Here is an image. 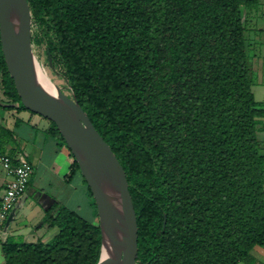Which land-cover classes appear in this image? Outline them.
Masks as SVG:
<instances>
[{"label":"trees","instance_id":"16d2710c","mask_svg":"<svg viewBox=\"0 0 264 264\" xmlns=\"http://www.w3.org/2000/svg\"><path fill=\"white\" fill-rule=\"evenodd\" d=\"M28 3L49 31L48 64L126 172L136 264H250L254 247L264 248V141L257 137L264 102L252 91L246 36L247 11L259 0ZM0 84L1 108L29 111L1 41ZM15 141L0 125L1 156L15 159L6 153ZM70 169L68 179L81 173L74 156ZM40 224L54 236L8 238L0 264H97L99 223L56 201Z\"/></svg>","mask_w":264,"mask_h":264},{"label":"water","instance_id":"95a60500","mask_svg":"<svg viewBox=\"0 0 264 264\" xmlns=\"http://www.w3.org/2000/svg\"><path fill=\"white\" fill-rule=\"evenodd\" d=\"M30 24L28 0H0L1 47L17 93L26 109L56 124L91 189L101 230L97 264H136L138 225L126 172L75 96L44 87Z\"/></svg>","mask_w":264,"mask_h":264},{"label":"crops","instance_id":"0c3cea01","mask_svg":"<svg viewBox=\"0 0 264 264\" xmlns=\"http://www.w3.org/2000/svg\"><path fill=\"white\" fill-rule=\"evenodd\" d=\"M259 4L247 11V19L251 23L250 30L254 39L252 44L256 50L260 51L253 54L250 64L252 71L256 74L258 83L263 84L264 13L259 11ZM29 112L27 110L0 109V125L13 131L16 139L13 148H8L6 153L9 152L15 157L28 160L34 169L37 168L41 171V178L35 183L37 189L34 192L32 191V196L29 195L24 200L19 201L3 225L0 236V263L3 262L1 246L8 238L18 236L26 241L33 242L51 232L45 225L42 226L40 222L45 210L59 200L55 199L52 194H45L47 191L42 186L43 179L45 181L47 177L51 176L54 177V181H57V183L69 184L67 176L71 172L70 166L73 162L71 149L62 144V141L54 135L51 130L50 120L45 117L44 119L43 116L36 113ZM42 177L44 178L42 179ZM8 181L9 177L0 160V199ZM32 181L33 175L29 184ZM46 183L50 186L52 182L48 180ZM251 256L255 262L254 264H264V249L262 247H254L251 251Z\"/></svg>","mask_w":264,"mask_h":264},{"label":"rangeland","instance_id":"374dc122","mask_svg":"<svg viewBox=\"0 0 264 264\" xmlns=\"http://www.w3.org/2000/svg\"><path fill=\"white\" fill-rule=\"evenodd\" d=\"M258 9L260 12L264 13V0H260ZM250 25L251 23L247 21L246 36L249 40L248 53L250 55L249 57L251 63L253 54L256 53L257 51L258 52L260 51L256 50L255 46L252 44L253 43L252 41H254V39L252 36L253 34L250 30ZM46 32L47 33L49 32L47 26L40 23V21L34 20V18H32L31 15L30 33H31L32 46L35 55L37 56L42 67L45 69L49 78L60 87L63 93L72 96V92L70 91L69 85L67 84L65 78L59 74V71L57 69L51 67L48 64L47 50H46L47 37L45 35ZM262 47L264 50V46ZM252 75L254 80L252 91L254 93L255 99L259 102H264V83L263 84L258 83L254 71H252ZM0 94H2L1 84H0ZM29 113H33V112H29ZM259 122L260 124L257 126L258 127L257 137L259 140L264 141V118H261ZM260 151L264 153V146H261ZM39 178H41V171H39L36 168L34 169L33 172V181L28 185L27 190L25 191L21 200H24L29 195L32 196L31 194L34 192V190L37 189V187H35L36 186L35 183ZM43 178L44 177H42V179ZM48 180L49 182H52L50 186L47 185L46 183ZM54 180H55L54 177L51 176L47 177L45 181L43 179L42 186H44L45 190L47 191L45 194H49V195L52 194L53 196H55V199H58L59 202H62V204H64L69 209L77 211L83 218L87 219L88 221L93 222L95 224L99 223L97 208L93 204V200L88 193L87 190L88 185L84 182L82 174H79L77 172L75 177H73L71 180L70 179L68 180L69 184L57 183V181ZM50 231L51 232H48L47 234L43 235V237H41V240L43 241L50 240L54 236L55 234L54 232H56V230L53 229ZM250 259H251V262L249 261L250 264H254L255 262L252 256L250 257ZM239 264H249V263L248 261H243L240 262Z\"/></svg>","mask_w":264,"mask_h":264},{"label":"built area","instance_id":"2783aa9c","mask_svg":"<svg viewBox=\"0 0 264 264\" xmlns=\"http://www.w3.org/2000/svg\"><path fill=\"white\" fill-rule=\"evenodd\" d=\"M2 167L9 177L6 189L0 199V236L3 225L11 211L17 206L24 195L34 172L33 165L24 158L5 154L0 157ZM16 160L18 162H16Z\"/></svg>","mask_w":264,"mask_h":264},{"label":"bare ground","instance_id":"6f19581e","mask_svg":"<svg viewBox=\"0 0 264 264\" xmlns=\"http://www.w3.org/2000/svg\"><path fill=\"white\" fill-rule=\"evenodd\" d=\"M42 71L44 74V78H43L44 87L47 89V91L49 93L53 94V93H57V91L61 90L60 87L49 78V76L44 71L43 67H42Z\"/></svg>","mask_w":264,"mask_h":264},{"label":"flooded vegetation","instance_id":"af4514ba","mask_svg":"<svg viewBox=\"0 0 264 264\" xmlns=\"http://www.w3.org/2000/svg\"><path fill=\"white\" fill-rule=\"evenodd\" d=\"M44 69V68H43ZM44 71H45V69H44ZM46 72V71H45ZM47 74V73H46Z\"/></svg>","mask_w":264,"mask_h":264}]
</instances>
